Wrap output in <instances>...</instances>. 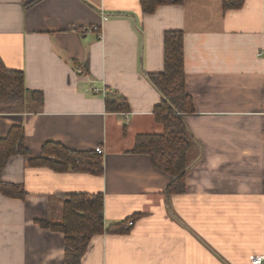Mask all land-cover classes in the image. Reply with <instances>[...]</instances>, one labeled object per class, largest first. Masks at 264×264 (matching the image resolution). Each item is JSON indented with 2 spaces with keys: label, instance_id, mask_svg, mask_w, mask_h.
I'll return each mask as SVG.
<instances>
[{
  "label": "crops",
  "instance_id": "crops-1",
  "mask_svg": "<svg viewBox=\"0 0 264 264\" xmlns=\"http://www.w3.org/2000/svg\"><path fill=\"white\" fill-rule=\"evenodd\" d=\"M33 1L0 0V57L43 104L0 113V138L22 125L33 155L48 142L102 147L103 173L12 157L2 178L28 194L0 192V264H65L64 233L41 222L60 221L62 195L79 192L103 196L110 229L80 264H253L264 255V0H184L150 14L141 0ZM175 30L195 108L185 121L200 148L185 191L168 195L171 176L131 151L139 134L163 132L161 93L147 75L164 70L165 34ZM109 94L130 111L109 112Z\"/></svg>",
  "mask_w": 264,
  "mask_h": 264
},
{
  "label": "trees",
  "instance_id": "trees-1",
  "mask_svg": "<svg viewBox=\"0 0 264 264\" xmlns=\"http://www.w3.org/2000/svg\"><path fill=\"white\" fill-rule=\"evenodd\" d=\"M40 0H34L33 3ZM184 0H141L144 14L153 13L159 5L181 4ZM243 0H225V8L239 7ZM164 70L149 73L148 79L161 93V102L154 114L163 125L162 133H142L136 138L131 152L149 155L154 166L168 173L171 180L166 188L168 195L185 191L186 176L192 166L193 156L199 144L191 133L185 116L195 112L191 95L186 89L184 34L167 31L164 39ZM29 91L25 73L10 69L0 57V113L37 110L43 104V93ZM30 97V98H29ZM30 100V105L28 101ZM109 112H129L130 105L123 96L109 94L106 97ZM23 156L31 168H49L55 172H88L102 175L103 160L96 150L78 151L61 143H46L40 154L33 155L27 147L22 125L11 127L7 136L0 138V192L13 198H26L24 184L4 181L2 175L14 156ZM64 206L60 221H42L41 224L65 235V264H80L97 234L110 229L104 222V199L101 194L71 193L62 195ZM130 221V220H128ZM119 230L121 225H115Z\"/></svg>",
  "mask_w": 264,
  "mask_h": 264
},
{
  "label": "built area",
  "instance_id": "built-area-1",
  "mask_svg": "<svg viewBox=\"0 0 264 264\" xmlns=\"http://www.w3.org/2000/svg\"><path fill=\"white\" fill-rule=\"evenodd\" d=\"M94 30L100 32V27L99 26H94ZM94 90L97 91V92L100 91L99 88H95ZM96 151L98 153H103V149L101 147H97ZM128 224H129V226H131V225L134 224V222L131 220V221H129ZM250 259H251L253 264H264V255H252L250 257Z\"/></svg>",
  "mask_w": 264,
  "mask_h": 264
},
{
  "label": "bare ground",
  "instance_id": "bare-ground-1",
  "mask_svg": "<svg viewBox=\"0 0 264 264\" xmlns=\"http://www.w3.org/2000/svg\"><path fill=\"white\" fill-rule=\"evenodd\" d=\"M102 148V147H101ZM103 149V148H102ZM99 154H102V153H99ZM131 221V220H130ZM129 223V222H128Z\"/></svg>",
  "mask_w": 264,
  "mask_h": 264
}]
</instances>
